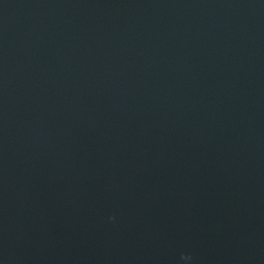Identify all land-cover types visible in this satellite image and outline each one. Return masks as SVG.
Instances as JSON below:
<instances>
[{"label": "water", "instance_id": "1", "mask_svg": "<svg viewBox=\"0 0 264 264\" xmlns=\"http://www.w3.org/2000/svg\"><path fill=\"white\" fill-rule=\"evenodd\" d=\"M0 264H264V0H0Z\"/></svg>", "mask_w": 264, "mask_h": 264}]
</instances>
